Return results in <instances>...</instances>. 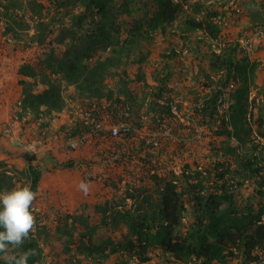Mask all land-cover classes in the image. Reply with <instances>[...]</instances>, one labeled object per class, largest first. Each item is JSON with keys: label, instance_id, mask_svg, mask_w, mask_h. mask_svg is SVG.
<instances>
[{"label": "rangeland", "instance_id": "obj_1", "mask_svg": "<svg viewBox=\"0 0 264 264\" xmlns=\"http://www.w3.org/2000/svg\"><path fill=\"white\" fill-rule=\"evenodd\" d=\"M26 1L22 0L23 9L15 10L12 16L29 27L21 31L15 27V31L9 33L6 32L9 19L4 15V7L0 5V163L15 175L16 185L30 184L28 178L21 174L30 165L42 172L38 196L33 204L36 227L31 240H36L42 254L35 264H134L133 260H128L122 253L110 255L106 259H94L87 252L81 251V242L87 245L88 237H81L84 230L79 227L72 231V252L58 255L63 243L57 228L64 224L66 215H82L91 225L99 224L100 215L93 206L107 199H117L119 196L124 198L127 191L132 192V187L144 189L154 197L153 177L156 174L159 177H171L172 174L183 177L186 173L194 175L217 162L231 161L234 167L237 165L240 157L220 152L226 145L225 137L217 135L216 126L203 125L197 109L201 108L210 92V88L205 85L208 81L201 71L208 74L212 54L220 53L233 42L237 43L242 36L251 38L252 45L244 48L242 54H247L251 63H258L251 77L248 96L244 99L248 110V125L251 127L249 139L251 142L264 143V127H259L258 123L260 111L263 112L264 121V0H240L244 13L238 23L220 28L215 38L202 30L188 32L185 20L189 17L208 22L206 15L212 18V13H223L227 0H202L210 5L209 13L193 12L190 4L195 0H176L182 4L180 15L165 33L156 31L151 34L146 33L145 22L154 14L156 1L134 0L131 14L117 17L116 22L121 26L119 40L122 42L126 38L129 23L134 19L143 23L142 30L126 56L127 61L109 70L104 83L107 90L113 92V97L110 101L103 99L100 103L107 106L118 98L123 106L130 107L132 119L136 122L133 125L136 134L127 140L120 137L97 139L73 151L68 149L66 142L81 118L84 107L82 99L77 96L75 87L67 86L55 74L42 69L41 64L51 49L57 57H61L66 43L55 42L58 33L48 37L43 45L34 40L36 19L28 11ZM40 2L44 5L42 14L47 18L54 11L53 5L48 0ZM252 12L257 15L252 17ZM171 50L177 56L171 58ZM110 54L111 50L107 48L99 56L104 58ZM144 56L143 61H138ZM24 64L32 65L37 72L43 70L55 81H61L59 84L66 101L62 111H43L36 117L30 110L23 111L24 95L20 80L24 78L18 74V69ZM165 73L169 74L165 100L159 99L158 103L172 101L180 109L177 108V114H174L172 120L160 121L155 119L151 102L158 80ZM140 75L145 78L142 82L137 80ZM208 75L215 81L213 86H220L217 82L223 79V72ZM241 85L239 80L230 82L223 94V112L233 103L231 94ZM42 88L40 84L33 89L37 92ZM9 123L17 126L13 137L3 136L1 132L3 126ZM39 129L45 132V148L36 157L29 158L23 152L22 144L26 134L34 137ZM141 141H144L143 144ZM250 143L241 145L238 153L243 154L249 150ZM56 161L59 164L73 161L74 167L63 169L55 164ZM81 181L90 184L87 195L79 190ZM184 184L185 179L182 178L181 185ZM254 189L256 187L252 180H246L235 190L237 203H254ZM125 203L131 206L132 200L126 198ZM184 220L186 223L193 221L190 210L184 213ZM67 223L71 228V219H67ZM125 232L123 226L118 229L99 227L92 241L98 244L107 239L119 241ZM15 252L9 246L8 254ZM108 252L109 248L105 253ZM2 256L6 259L5 254ZM149 256L151 260L144 264H186L164 254L160 249L149 252ZM230 264L241 262L235 259Z\"/></svg>", "mask_w": 264, "mask_h": 264}, {"label": "trees", "instance_id": "obj_2", "mask_svg": "<svg viewBox=\"0 0 264 264\" xmlns=\"http://www.w3.org/2000/svg\"><path fill=\"white\" fill-rule=\"evenodd\" d=\"M40 1H26L28 11L36 19L34 40L43 45L48 37L58 33L55 42L66 43L61 57H57L53 49L45 54L41 60L42 69L55 74L67 86L75 87L83 106L89 107L93 100L98 103L103 99L110 101L113 92L107 90L104 81L111 68L119 67L124 64V60L127 61L126 56L143 26L137 19L128 22V34L122 42L119 40L121 26L116 22L117 17L130 15L134 0H48L54 11L47 18L42 14L44 5ZM155 1L156 10L145 22L148 34L156 31L165 33L182 11L179 1ZM0 5L4 7V15L9 19L7 33L15 31V27L20 31L29 27L12 16L15 10L23 9L22 0H0ZM190 7L197 13L211 11L210 5L202 0H195ZM212 16L216 18L217 13H212ZM207 21L204 23L203 20L188 17L185 20L186 30H202L213 38L217 37L220 27L214 19ZM107 48H110L111 54L100 57L99 54ZM242 52L244 51L239 44L233 42L220 53L212 54L208 72H223L224 76L217 82L220 86H213V78L209 73L201 71L208 81L205 85L210 88V92L201 108L197 109L203 125L216 126L217 135L225 137L226 145L220 152L240 157L237 165L234 167L231 161L217 162L194 175L186 173L183 177L173 174L171 177H159L156 174L153 177L154 197L144 189L132 187V192L127 191L124 198L119 196L94 205L95 212L100 215V223L95 226L82 215H66L64 224L57 228L63 243L58 255L72 252V231L79 227L84 230L81 237H88V244L81 242L80 250L94 259H106L110 255L122 253L128 260H133L132 263L144 264L151 260L149 252L160 249L164 254L186 264H230L235 259L241 264H264V143L250 141L251 127L248 125V110L244 103L258 63H251L248 55ZM170 53L171 58L177 56L174 50ZM144 59L145 56L138 61ZM18 74L24 78L20 80L24 112L30 110L36 117L43 111L60 112L65 108L63 89L59 84L61 81L57 79L56 82L43 70L37 72L29 64L19 67ZM30 79L33 81L30 82ZM168 79L169 74L165 73L158 80L153 93L154 100L151 102L155 119L160 121L174 118L173 106L180 109L172 101L158 103L159 99L165 100ZM137 80L142 82L145 78L140 75ZM234 80H239L242 85L231 94L233 103L223 112V94ZM40 84L43 88L34 92V86ZM125 91H128L127 88ZM119 102L118 98L112 100L108 111L115 105L123 106ZM113 116L120 117L133 128L120 138L127 140L134 137L136 129L133 125L136 122L132 119L130 110L127 115L124 112L118 115L114 112ZM258 123L259 127H264L262 111ZM83 130L84 125L78 121L70 136L80 134ZM143 142L141 141L142 144ZM247 143H250L249 150L243 154L238 153V148ZM55 164L63 169L74 167L73 161L60 164L56 161ZM9 171L0 163V192L16 186L15 175ZM21 174L28 178L32 190L37 192L42 178L41 170L30 165ZM182 178L185 179L184 185H181ZM246 180H252L256 187V201L238 204L235 190ZM126 198L132 200L131 206L125 203ZM188 210L193 214V221L186 223L184 213ZM67 219H71V228ZM122 226L126 232L119 241L107 239L99 244L92 241L99 227L118 229ZM108 248L109 252L106 254ZM28 249L36 250V255L28 261V264H35L42 256L36 240L30 238L15 250ZM2 255L0 254V264H5L6 259Z\"/></svg>", "mask_w": 264, "mask_h": 264}, {"label": "built area", "instance_id": "obj_3", "mask_svg": "<svg viewBox=\"0 0 264 264\" xmlns=\"http://www.w3.org/2000/svg\"><path fill=\"white\" fill-rule=\"evenodd\" d=\"M227 2V6L224 7V12L217 15L216 18H213L214 22H216L220 28L235 25L244 13L240 0H227ZM250 39L251 38H245L242 36L238 41L244 48H247L252 46ZM222 99H225L224 95ZM109 106L110 104L105 106L95 100L89 107L84 106L82 108L79 121L84 125V130L80 134L71 136L67 140L66 145L69 150H77L97 139L106 137L113 139L119 138L133 130L130 123L122 120L120 117L113 116L114 112L117 115L121 114V112H124V114L127 115L129 108L119 104L115 105L114 108L108 111ZM172 112L177 114L176 106H173ZM16 129L17 126L15 123H9L3 126L1 132L3 136L13 137V133ZM26 136V138L24 137V143L22 144L23 152L29 158L36 157L38 153L45 148V132L42 129H39L34 137L29 134H26ZM154 143L156 144V142Z\"/></svg>", "mask_w": 264, "mask_h": 264}, {"label": "clouds", "instance_id": "obj_4", "mask_svg": "<svg viewBox=\"0 0 264 264\" xmlns=\"http://www.w3.org/2000/svg\"><path fill=\"white\" fill-rule=\"evenodd\" d=\"M213 18L206 17L207 20ZM237 44L245 51L239 41ZM78 187L85 195L90 191L88 182L81 181ZM37 196L38 192L33 191L30 184L16 185L11 190L0 192V254H5V264H28L29 259L36 255L35 249L13 254H8V249L9 246L19 249L31 238L36 227L33 204Z\"/></svg>", "mask_w": 264, "mask_h": 264}, {"label": "crops", "instance_id": "obj_5", "mask_svg": "<svg viewBox=\"0 0 264 264\" xmlns=\"http://www.w3.org/2000/svg\"><path fill=\"white\" fill-rule=\"evenodd\" d=\"M257 15V13L255 12L254 14H253V12H252V17H254V16H256ZM252 18H250V20H251ZM253 20V19H252ZM263 58H264V51H263Z\"/></svg>", "mask_w": 264, "mask_h": 264}]
</instances>
